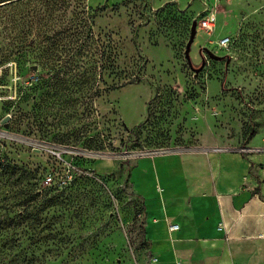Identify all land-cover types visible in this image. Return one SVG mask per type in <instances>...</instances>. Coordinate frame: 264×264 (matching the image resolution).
I'll return each instance as SVG.
<instances>
[{"label": "rangeland", "instance_id": "1", "mask_svg": "<svg viewBox=\"0 0 264 264\" xmlns=\"http://www.w3.org/2000/svg\"><path fill=\"white\" fill-rule=\"evenodd\" d=\"M123 1L0 8V264H155L136 159L264 126V0Z\"/></svg>", "mask_w": 264, "mask_h": 264}, {"label": "crops", "instance_id": "2", "mask_svg": "<svg viewBox=\"0 0 264 264\" xmlns=\"http://www.w3.org/2000/svg\"><path fill=\"white\" fill-rule=\"evenodd\" d=\"M196 130L188 149L140 156L128 172L155 264H264V151L235 150L264 147V126L242 143Z\"/></svg>", "mask_w": 264, "mask_h": 264}, {"label": "built area", "instance_id": "3", "mask_svg": "<svg viewBox=\"0 0 264 264\" xmlns=\"http://www.w3.org/2000/svg\"><path fill=\"white\" fill-rule=\"evenodd\" d=\"M214 19H215V16L213 14H209L205 17H203L201 20H199L197 22V25L203 29L204 31H206L207 33H212L213 32V27H214ZM229 42V36H223L221 37L219 40H218V43L222 46H225L227 45ZM171 149H166V150H157V151H153V152H150L148 154H153V153H156V152H164V151H169ZM235 150H237L238 152H241V153H252V152H261V151H264V147H253V146H249L247 144H240L239 146H237L235 148ZM48 153L57 161L61 162L62 165H68V163L66 162V159L64 158V155L66 153H71L69 151V149H65V148H61L60 146L58 145H50L49 148H48ZM68 168H70L68 166ZM66 173L67 170H66ZM54 174L52 172H49L46 176H45V179H44V182L46 184H51L55 179H54ZM61 181H63L61 179ZM178 228V224L176 223H171L169 225V229L170 230H174V229H177Z\"/></svg>", "mask_w": 264, "mask_h": 264}, {"label": "water", "instance_id": "4", "mask_svg": "<svg viewBox=\"0 0 264 264\" xmlns=\"http://www.w3.org/2000/svg\"><path fill=\"white\" fill-rule=\"evenodd\" d=\"M196 26H197V22H196V20H193V22H192V24H191V27H190V35H189V39H188V41H187V43H186V47H185V57H186V59H187L188 64L190 65V67H191L192 69H194V71L197 72L200 68L203 67V65H204V63H205V59H204L203 56H202V57H201V63H200V65H199V67H196V68H195V67L193 66V64L191 63L190 58H189V49H190L191 43L193 42V39H194L195 34H196ZM205 50H206L209 54L213 55V53H211L209 49L205 48ZM7 119H8V117L6 116L2 121L5 122Z\"/></svg>", "mask_w": 264, "mask_h": 264}, {"label": "trees", "instance_id": "5", "mask_svg": "<svg viewBox=\"0 0 264 264\" xmlns=\"http://www.w3.org/2000/svg\"><path fill=\"white\" fill-rule=\"evenodd\" d=\"M4 1H6V2H4ZM27 0H0V3L1 2H4V3H2V4H0V8L1 7H3V6H6V5H8V6H12V5H15V4H18V3H21V2H26ZM29 1V0H28ZM130 0H124L123 1V4L124 3H126V2H129ZM119 4L117 3V4H114L113 5V8H116L117 6H118ZM26 11V10H25ZM14 13V12H13ZM27 13V12H26ZM25 13V14H26ZM11 15H14V14H12V12H11ZM116 57H117V54H116ZM118 68V67H117Z\"/></svg>", "mask_w": 264, "mask_h": 264}]
</instances>
